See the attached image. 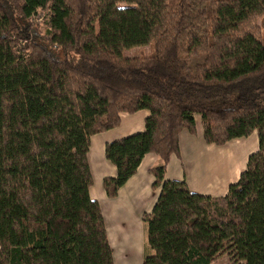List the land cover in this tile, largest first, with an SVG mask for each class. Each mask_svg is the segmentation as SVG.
Here are the masks:
<instances>
[{
    "label": "trees",
    "instance_id": "obj_1",
    "mask_svg": "<svg viewBox=\"0 0 264 264\" xmlns=\"http://www.w3.org/2000/svg\"><path fill=\"white\" fill-rule=\"evenodd\" d=\"M144 110L104 180L114 199L163 162L144 264H264V0H0V264H115L91 140ZM196 116L208 145L258 137L226 196L166 178Z\"/></svg>",
    "mask_w": 264,
    "mask_h": 264
},
{
    "label": "crops",
    "instance_id": "obj_2",
    "mask_svg": "<svg viewBox=\"0 0 264 264\" xmlns=\"http://www.w3.org/2000/svg\"><path fill=\"white\" fill-rule=\"evenodd\" d=\"M147 110L134 115L122 114L121 125L92 137L89 162L94 184L90 189L105 218L108 238L115 264H144L147 255V225L144 216L152 213L160 195L154 190V176L150 170L163 164L154 154L144 157L135 176L110 199L104 189L105 178L117 175L116 167L105 156L108 143L121 140L145 130ZM197 134H180V156H173L166 178L185 182L191 192L204 196H226L231 184L236 183L246 170L249 156L258 150V137L234 140L225 146L208 145L203 139L200 116L195 117ZM253 138L252 146L247 141Z\"/></svg>",
    "mask_w": 264,
    "mask_h": 264
},
{
    "label": "rangeland",
    "instance_id": "obj_3",
    "mask_svg": "<svg viewBox=\"0 0 264 264\" xmlns=\"http://www.w3.org/2000/svg\"><path fill=\"white\" fill-rule=\"evenodd\" d=\"M148 55L150 54V49L149 47H142V48H135L132 50H129L126 52V56L130 57V58H134L140 55ZM253 138H251L250 140L247 141V146H252L253 144ZM215 264H229V258L228 256H222L221 258H219V260L215 263Z\"/></svg>",
    "mask_w": 264,
    "mask_h": 264
}]
</instances>
